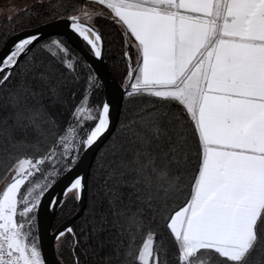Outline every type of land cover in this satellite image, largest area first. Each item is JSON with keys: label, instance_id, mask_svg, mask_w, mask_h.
I'll use <instances>...</instances> for the list:
<instances>
[{"label": "snow or ice", "instance_id": "1", "mask_svg": "<svg viewBox=\"0 0 264 264\" xmlns=\"http://www.w3.org/2000/svg\"><path fill=\"white\" fill-rule=\"evenodd\" d=\"M54 7L66 14L63 35L95 58L105 54L96 19L117 28L126 65L120 87L126 100L139 101L118 129L129 134L128 146L112 144L113 156L121 155L104 181H115L105 193L107 214L87 231L64 225L54 235L57 249L71 236L72 264H81L82 242L110 223L127 240L103 264H264V0H68ZM8 11L11 20L30 10ZM37 49L62 54L76 71L65 41H45L39 29L0 53V264H63L43 254L36 214L62 175L63 195L82 199L89 183L76 170L81 150L112 123L111 100L90 103L100 81L89 72L71 119L58 124L48 105L63 102L61 89L49 69L33 74L43 64ZM121 186L131 189L127 204Z\"/></svg>", "mask_w": 264, "mask_h": 264}, {"label": "trees", "instance_id": "2", "mask_svg": "<svg viewBox=\"0 0 264 264\" xmlns=\"http://www.w3.org/2000/svg\"><path fill=\"white\" fill-rule=\"evenodd\" d=\"M67 2L68 0H43L42 4L34 2L27 7V9L30 10L28 14H26L25 11H20L19 14H15L11 20L7 19L1 22L0 49L11 35L23 29L36 27L51 20L66 17L64 12H57V8L54 6L58 4H66ZM73 2H76V0H73ZM53 13L57 14L54 15ZM95 23L104 37V55L107 66L116 80L122 84V78L125 74L126 65L120 53V42L117 34V28L110 21L103 18H97ZM52 37L44 40L46 41ZM60 37L69 47L71 57L77 59L76 71L72 72L71 70H68L66 66L61 63L62 54L53 56L47 51L37 49V60L42 61L43 64L39 69H34L33 74L45 69H49L51 71V75L53 77L52 83L61 89L63 102L49 104L48 107L57 123L64 125L65 122L71 119L70 112L73 105L80 101L82 94L86 91V78L89 72H93L95 75L96 73L85 60L83 55L71 46L63 36ZM29 78H31V74ZM2 95L3 92L0 90V96ZM103 101L104 91L100 82V86L95 88L90 94V103L95 106L102 104ZM138 105L139 101L126 100L124 98L116 130L98 151L95 157L88 177L89 187H87L86 207L81 216L72 224L77 233H79L80 228L84 225H87L86 231L90 230L93 223L99 227L101 214H107L108 196L105 193L107 188L114 186L115 181L109 180L107 186L104 181L107 178L108 171L114 166L113 161L118 159L121 155L120 152H117V155L113 156L112 144L115 143L118 148L122 144L125 147L128 146L127 141L129 134L125 131H118V129L120 128L122 122H127L133 117ZM5 115V113L0 112V121L4 119ZM82 151L83 149L81 150V153ZM101 165H103V167H101ZM36 179L39 180L40 177L37 175ZM128 179H130V177H128ZM120 191L124 195L125 204L129 203V192L131 189L127 186H121ZM182 200L183 197H180L175 200L174 203L180 204ZM131 201L134 206H140L139 202L135 201L134 196L131 197ZM143 207L146 208V205H143ZM78 209L79 205L77 200L73 199L72 195H69L63 201L55 216L52 230L54 231L64 221L73 216ZM109 221H111V217H109ZM35 235H37V229L35 230ZM121 239H124L125 241L127 240L126 237H121L118 230L112 228L110 223L105 226L104 230L98 231L95 236L90 234L87 245H84L82 242L80 247L79 255L81 258V264H103V257L105 255H111L113 249L119 245ZM141 241L142 237L137 235L136 242L139 244ZM71 247L72 237L66 234V236L61 239L60 247L57 249V254L64 264H72ZM85 249L87 251V255H85Z\"/></svg>", "mask_w": 264, "mask_h": 264}, {"label": "water", "instance_id": "3", "mask_svg": "<svg viewBox=\"0 0 264 264\" xmlns=\"http://www.w3.org/2000/svg\"><path fill=\"white\" fill-rule=\"evenodd\" d=\"M65 19L66 17L57 18L49 22L43 23L41 25H38L36 27L23 29L11 35L1 47L0 53L5 51L6 46H10L11 42L17 36H22L25 32H31L39 29L43 34L44 39H47L52 36H63L71 46H73L83 55L85 60L92 67V69L94 70V72L96 73L97 77L99 78L102 84L104 91V101L111 100L113 102V115H112V123L109 129L94 143V145H92L88 149H83L81 153V158L80 161H78L76 170L80 171L82 174H85L88 180L91 166L95 160L98 151L102 148V146L106 143V141L112 136V134L116 130L120 117L122 103L124 100L123 89L120 87L121 84L116 80V78L110 72L106 63L105 55H103L102 58H95L88 52L87 48H85L84 45L79 40H76L75 38L68 39L66 36L63 35ZM65 183H66V177L64 175H62L56 180L53 187L42 198L41 205L36 214L37 236L40 239L42 245V252L47 259L49 260L55 259L58 262L62 260L59 258L57 254V242L54 239V235L59 230H61L64 227V225L71 224L72 226L73 222L77 220L83 213L86 207V199H87V188H86L85 191L83 192L82 199L77 201L79 205V209L77 210V212L69 219L64 221L58 228H56L53 231L52 225L60 206L62 205L63 201L69 195H71V193H69L67 196L63 195V188ZM53 197L58 198L59 200L62 201V203L56 205L55 207L50 206L48 204V201Z\"/></svg>", "mask_w": 264, "mask_h": 264}, {"label": "crops", "instance_id": "4", "mask_svg": "<svg viewBox=\"0 0 264 264\" xmlns=\"http://www.w3.org/2000/svg\"><path fill=\"white\" fill-rule=\"evenodd\" d=\"M34 2H37V0H0V24L8 19L10 15L8 9L12 5H15L18 9H24L25 6L28 7ZM12 15L14 16L15 14Z\"/></svg>", "mask_w": 264, "mask_h": 264}]
</instances>
